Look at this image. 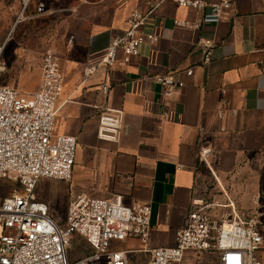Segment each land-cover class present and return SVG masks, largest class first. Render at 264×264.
I'll return each instance as SVG.
<instances>
[{
  "label": "crops",
  "instance_id": "crops-1",
  "mask_svg": "<svg viewBox=\"0 0 264 264\" xmlns=\"http://www.w3.org/2000/svg\"><path fill=\"white\" fill-rule=\"evenodd\" d=\"M157 1L38 0L59 19L48 37L63 72L55 132L73 135L78 142L70 181L57 183L69 199L76 194L121 195L125 204L151 206L147 246L134 238L114 242L126 252L127 264H147L145 248L174 245L191 201L205 191L207 202L215 203L211 196L225 193L242 210L264 195V0H230L217 20H204L198 10L162 0L145 25L157 35L154 43H142L127 63L119 55L114 66L86 73L89 64L104 56L110 40L125 31L129 13ZM3 4L0 0V9ZM12 5L19 7V0ZM205 40L212 42L208 62L203 60ZM16 50L29 59L30 49ZM41 58L35 73L24 79V70L16 84H8L35 90ZM163 73L173 74L184 86L163 95L153 78ZM103 107L123 110L117 141L97 136ZM240 179L245 185L238 184ZM46 203L54 213L56 207Z\"/></svg>",
  "mask_w": 264,
  "mask_h": 264
},
{
  "label": "built area",
  "instance_id": "built-area-1",
  "mask_svg": "<svg viewBox=\"0 0 264 264\" xmlns=\"http://www.w3.org/2000/svg\"><path fill=\"white\" fill-rule=\"evenodd\" d=\"M7 2L9 0H1ZM92 4L99 0H78ZM147 10L133 9L127 17L125 31L110 40L104 56L86 67L89 75L98 66L112 67L119 61L127 63L138 55L142 43H154L157 35L147 31V19L159 2ZM177 5L202 13L204 20H217L229 8L230 0H171ZM32 0H19L20 13L12 27L0 38V180H17L0 199V264H127L124 250L114 242L127 238L147 246L151 206L147 203L125 204L121 195L112 198L71 196L63 225L50 213L49 205L38 197L36 188L43 178L69 182L77 152V138L55 132L57 101L63 91V72L59 55L51 49L43 52L39 82L35 90L23 91L1 81L4 71L3 53L11 33L23 11ZM48 13L43 2L35 5L34 16ZM177 24L186 25L185 21ZM204 62L212 58V42L205 40ZM187 75L192 68L185 69ZM162 87V94L171 96L184 86L173 74L153 76ZM108 92V86H102ZM123 121L122 109L103 107L98 115L97 136L117 141ZM202 150V154L207 153ZM232 208L233 202L230 201ZM215 203L194 198L184 224L175 232L172 246L145 248L147 264H182L188 251L213 255L217 264H264V230L254 217L237 213L220 216ZM85 251L70 259L68 251L73 237Z\"/></svg>",
  "mask_w": 264,
  "mask_h": 264
},
{
  "label": "rangeland",
  "instance_id": "rangeland-1",
  "mask_svg": "<svg viewBox=\"0 0 264 264\" xmlns=\"http://www.w3.org/2000/svg\"><path fill=\"white\" fill-rule=\"evenodd\" d=\"M10 2V5H6V3L9 4ZM37 2L38 0H32L30 6L23 11L22 16L11 33V39L3 53V62L5 63V67L1 74V81L4 83L16 84L20 76L24 75L22 74L24 70L27 73L24 76V79H27L28 75H32L38 70V62L43 52L47 49H51V41H49L48 37L52 30L56 28L59 23V19L53 15H49L50 13L34 16L35 5ZM4 3L5 4H3L0 9V34L6 32V29L11 24V21L13 23L21 10L20 6L18 7L17 5H12L16 4L17 0H9ZM18 42L24 46H16ZM21 47L24 49H30L28 50L29 59L23 60L25 57L22 52L24 51L21 50L20 52L19 50H16ZM59 181L60 180L43 178L39 182L36 191L40 199L50 203V205L52 204L53 207H56V211H54V213H52L51 210L50 212L57 223L59 225H63L69 198L67 191L64 188L62 189V187L57 183ZM245 183V179L238 180V184L240 185H245ZM43 184H47L45 188L43 187ZM13 187H19L16 179L10 177L1 179L0 199ZM219 194L211 196L212 200L216 204L215 209L217 211L215 212L218 215L229 218L232 216V212L235 209L237 213H242L247 217H254L258 226L264 230V195H259L256 202L247 200V198L249 199V196H242L245 201L251 202L250 207L246 210H242L237 206L235 200H230L229 195L221 193L223 195L219 196ZM208 196V191H205L202 195L196 198L206 201ZM230 201L233 202L234 208H232L231 205H228L230 204ZM78 241V238L74 236L71 241V247L68 251L70 259L78 258L85 251H87V246L85 249H82L81 244ZM182 264H217V260L211 254L188 251Z\"/></svg>",
  "mask_w": 264,
  "mask_h": 264
}]
</instances>
